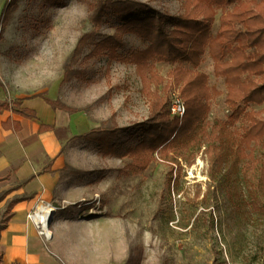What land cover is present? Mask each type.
I'll return each instance as SVG.
<instances>
[{
	"label": "rangeland",
	"instance_id": "1",
	"mask_svg": "<svg viewBox=\"0 0 264 264\" xmlns=\"http://www.w3.org/2000/svg\"><path fill=\"white\" fill-rule=\"evenodd\" d=\"M131 1L146 5L147 14L189 13L198 21L208 20L212 38L235 6L209 0ZM99 4L0 0V100L41 94L72 110L54 111L49 119L54 131L41 136L42 141L59 142L60 177L70 178L77 196L73 202L54 198L36 203L57 208L53 219L60 224L54 232L50 223L48 243L55 240L68 255L64 264H264V197L255 198L239 170L226 165L211 177L206 145L190 163L163 161L156 152L150 161L133 155L138 142L131 138L134 126L158 120L174 99L184 100L180 86L167 75L175 65L149 60L139 69L131 53L148 43L118 30L120 22L111 14L94 20ZM112 41L121 45L111 49ZM197 70L220 92L210 102V130L230 114L226 86L214 76L207 53ZM247 112L264 121V104L250 105ZM6 116L2 113L0 119ZM243 123L230 130L242 133ZM96 128L120 130L116 142L124 144L121 151L102 153L94 143L72 139ZM254 150L258 159L264 154L260 144ZM32 157L36 163L42 157L49 160L45 149ZM20 183L14 177L0 182V197ZM24 195H5L0 221L8 214L7 203Z\"/></svg>",
	"mask_w": 264,
	"mask_h": 264
},
{
	"label": "trees",
	"instance_id": "2",
	"mask_svg": "<svg viewBox=\"0 0 264 264\" xmlns=\"http://www.w3.org/2000/svg\"><path fill=\"white\" fill-rule=\"evenodd\" d=\"M209 2L222 7L235 4L222 19V26L214 38L209 34L210 22L198 21L189 13L178 17L147 14L149 8L146 5L131 0H100L99 6L94 9V20L101 21L102 17L111 14L120 22L118 30L134 33L148 43L143 51L131 53L132 61L139 69H143L149 60L175 65L167 75L174 85L180 86L184 100L185 113L181 124L178 117H170L168 107L158 120L151 118L134 126L131 138L138 139V142L134 149L129 148L128 151L132 149L133 155L138 154L139 161L145 157L152 160V154L156 152L161 160L178 164L179 160L190 163L195 152L206 145L211 177H216L228 165L232 170L240 171L243 179L255 190V198L264 197V154L259 159L254 155L256 145L264 148V121L257 113L247 112L250 105L264 104V0ZM3 23L0 22V27ZM111 43V49L121 45L120 42L116 45V41ZM206 53L213 62L214 76L224 80V101L230 111L225 122L210 130L206 123L210 102L220 92L210 88L207 77L197 70ZM181 65L189 66L190 70ZM147 67L148 71L151 70V65ZM30 97L43 99L54 111L72 112L67 106L48 100L41 94ZM21 101L0 100V114L11 112L36 120L35 111L21 108ZM238 121L244 122L242 133L230 130V126ZM1 127L14 132L20 130V125L9 119L1 123ZM52 129L51 126L41 125L39 131ZM119 131L116 128H96L72 139L94 143L102 153L117 154L124 145L116 142ZM8 178L9 175L0 177V182ZM30 180L5 192L0 201ZM23 200L17 197L7 203L8 214L0 221V232L11 218L14 205Z\"/></svg>",
	"mask_w": 264,
	"mask_h": 264
},
{
	"label": "crops",
	"instance_id": "3",
	"mask_svg": "<svg viewBox=\"0 0 264 264\" xmlns=\"http://www.w3.org/2000/svg\"><path fill=\"white\" fill-rule=\"evenodd\" d=\"M22 99L21 108L33 110L36 120H29L11 112L0 119V177L9 175L21 181L31 180L15 191L24 193V200L18 202L11 210V218L0 232V254L2 264H64L68 255L54 240L46 244L38 236L34 225L26 215L34 209L37 202H52L54 198L67 202L76 200L75 188L70 186V178L60 177L61 161L57 158L59 142L55 139L42 141L41 136L52 133L55 129L49 120L54 110L41 98L15 97ZM12 99V100H15ZM60 111V110H55ZM2 113L0 114V116ZM17 122L20 130H5L1 123L7 120ZM53 127L52 130L40 132V126ZM38 149H45L47 157L36 163L32 154ZM49 162V163H48ZM19 198V197H18ZM59 220L52 219L51 226H59Z\"/></svg>",
	"mask_w": 264,
	"mask_h": 264
},
{
	"label": "built area",
	"instance_id": "4",
	"mask_svg": "<svg viewBox=\"0 0 264 264\" xmlns=\"http://www.w3.org/2000/svg\"><path fill=\"white\" fill-rule=\"evenodd\" d=\"M169 112L171 116L182 118L185 113L184 102L179 98L174 99L169 107ZM56 211L57 208L50 204L39 203L26 215L27 220L34 225L38 236L44 243H48L52 239L50 223Z\"/></svg>",
	"mask_w": 264,
	"mask_h": 264
},
{
	"label": "bare ground",
	"instance_id": "5",
	"mask_svg": "<svg viewBox=\"0 0 264 264\" xmlns=\"http://www.w3.org/2000/svg\"><path fill=\"white\" fill-rule=\"evenodd\" d=\"M41 209H43V207H41Z\"/></svg>",
	"mask_w": 264,
	"mask_h": 264
}]
</instances>
